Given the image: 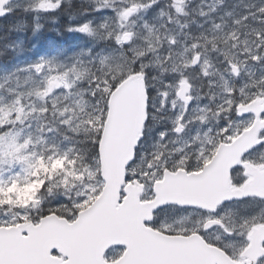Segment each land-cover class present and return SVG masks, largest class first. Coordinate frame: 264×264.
I'll use <instances>...</instances> for the list:
<instances>
[{"label":"snow or ice","instance_id":"snow-or-ice-1","mask_svg":"<svg viewBox=\"0 0 264 264\" xmlns=\"http://www.w3.org/2000/svg\"><path fill=\"white\" fill-rule=\"evenodd\" d=\"M0 264H264V0H0Z\"/></svg>","mask_w":264,"mask_h":264}]
</instances>
